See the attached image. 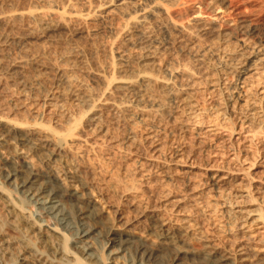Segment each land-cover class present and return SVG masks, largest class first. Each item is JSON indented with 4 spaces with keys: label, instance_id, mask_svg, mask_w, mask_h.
I'll use <instances>...</instances> for the list:
<instances>
[{
    "label": "rangeland",
    "instance_id": "1",
    "mask_svg": "<svg viewBox=\"0 0 264 264\" xmlns=\"http://www.w3.org/2000/svg\"><path fill=\"white\" fill-rule=\"evenodd\" d=\"M10 1L11 0H0V4L3 6L9 4ZM21 1H27L26 3L30 2L33 4V2L37 0H33V2L32 0ZM66 1L67 0L64 2ZM70 1H73L72 3L75 4V6L78 5L76 7L77 9L80 7L79 10H82L86 6H89L90 8H87L91 10L92 7L94 8L101 3L102 0ZM74 1L76 3H74ZM128 1H130L129 3L127 2L129 5H126V3V6H124L126 9L123 7L124 9L122 8V11L126 12V10L129 9L127 10V12H129L131 8L134 9L135 5L139 7L153 4V2L155 3V0H132L135 4L131 6V0ZM169 1L170 0H156V3H161L163 6L165 2H167L166 4L168 5L165 4L167 8L160 7L161 5L159 6L157 4V7H160V12L157 13L159 9L156 7V11H154L153 14L154 16L146 17L142 25H139L140 29H138L139 26L132 27L134 30L132 28V30L126 28L128 25L124 22L125 19L121 18L123 16L121 15L120 17L119 14H121V12L113 9L112 6L109 7L112 10L108 8L106 11H103V14H108L111 11L112 15L115 14L113 17L109 13L107 16L105 14L101 18V12L99 18V16H97L99 14L96 12L97 17L95 19H100L99 21L95 20L96 23L93 18V20L90 19L86 22L88 25L79 21H71L72 23L70 24L69 22L68 24L71 29L70 27H68L69 29H59L60 33L58 29L52 31L53 33L48 32L45 35L42 33L44 35L42 38L39 29L37 30L36 27L31 28V25L29 27L31 29L27 28L26 31H24L25 27L23 26H28L26 24L24 25V22L21 24V21H19V23H16L17 25L15 24L12 28L15 29V31L16 29L17 31H28V34L30 30H33L30 34L31 40L29 45H31V49L33 48L35 52H40L39 54H43V56L45 55L44 57L46 59L51 60L53 57H56L54 60H59L63 58L60 59L59 62L64 67H68L69 73L72 72L70 74L71 76L77 78L79 83L76 82L75 86L78 83V85L80 84L79 87H82V89H80V87L79 90L76 88L78 85L76 87L73 86L75 87L73 89L75 94L72 97L74 98L76 96V99L78 97L80 98L82 91L84 95L81 96V100L88 94L93 97L98 95V88L99 86L101 87V85H99V83L97 86L95 82L98 83L99 81H95L96 79L89 73L87 75L86 70L89 69L90 71V69L95 66L109 73L110 70L112 71L111 66L110 68L108 67L111 64L109 58L111 55L112 57L114 55L116 57L118 52H120L118 55L123 53L124 56L128 53L129 56L126 57L128 59L126 62L127 65H132L133 62V65L136 64V67H139L137 65L141 62H145L144 68L146 69L150 66V69L147 68L146 70L149 74L152 73L151 75L153 77L160 74V77L167 78L166 82L161 78L159 84L160 78L158 76L157 85L154 83L153 85L150 84L151 86H146L148 88L152 87V89L143 90L145 93L141 91L140 96L137 98H135L133 93L131 95L129 91L126 93L122 90L118 93L119 89L115 90L114 87H111L110 92L106 90L107 94L111 93L112 95H108V103L105 102L101 106L102 108L90 110L91 113L88 111L87 113L91 114V116L88 117L86 113V116L83 115L84 118L82 116L83 122L81 121L80 124L83 123V125H79V127L81 128L80 130L86 129V131H80L79 128L78 130L80 131L81 138L91 143L89 145L84 144L85 140L80 139L83 146L79 142L77 147H81V149L79 148V151L74 150L73 155L77 157L76 159H81V161L78 162L79 164L80 162H86L87 156L90 158L96 157L93 161L88 159L89 163H91L90 161L93 162L91 165L88 161V165H85V162L83 165L81 163L80 165L82 166H80V169L83 175L84 173H90V175L82 176L91 186L98 181L97 187L100 186V189L104 187L97 191V194L98 192L102 193V196L101 193L98 194L97 200L98 205L102 203L101 206L105 207L102 209L104 212L109 211L112 213V215L111 213H107L110 220L114 219V217L112 218L114 214L112 210L118 207L123 220H127L126 223L128 222L127 224L131 228L133 227L132 229L136 230L139 234H144L146 230H144V228H146L144 222H146V220L144 217L135 215L137 211L144 209L143 207H147V210L153 208V210L162 217L164 215L165 218L168 216L167 219L171 218V221L173 220L171 222L169 219L171 223H174V220L177 222H175L176 224H181L185 222L184 220H190L192 223L194 222L201 232H195L193 235L195 238L192 240L191 246L194 248H198V245L200 247L201 242L199 241L200 238L196 235H203L210 238L214 243L221 245L220 248L222 249L225 247V249L237 250L242 246L247 252L253 253L260 248H264V65H262L264 64V0H210V2L209 0H197V2L195 0V3L194 0H192L193 2L190 0L191 3L188 1V3L184 2L185 4L187 3V5H184L183 0ZM177 2H179L180 5ZM127 6L131 8H127ZM183 8L185 10H183ZM167 9L169 11H167ZM93 10L94 9H92V11ZM113 10L118 12V16L116 15L117 12L114 13ZM197 10H201V16L195 17L196 14L194 12ZM156 13L158 15H156ZM147 19H149V21ZM74 22L75 24H73ZM172 23L173 26L175 24L178 26L175 25L176 28H174ZM78 24L82 26L80 27ZM83 24L85 25L84 28ZM182 24L184 25L182 26ZM20 26L23 28L21 29ZM73 26H76V28ZM77 26H79L78 29ZM87 26H89V30L86 29V33L84 29L85 27L88 28ZM144 26L145 30L143 29V32L148 30L151 33L150 34L148 31H146L148 33L145 32L146 40H144V34L141 32ZM12 28L11 30H13ZM76 30H79L77 34L75 33ZM128 30L130 31L128 32ZM135 30L137 32L139 30V32L136 33ZM56 31L59 34L55 33ZM71 31L73 34H70ZM63 32L66 34H63ZM131 32L132 34L135 32L134 37L138 34V38H141L136 39L137 37H133L135 39V44L132 42L134 45L131 43V40L134 41V39L130 40V36H132ZM140 32L143 37H139ZM124 33H128V36ZM55 34H58V36ZM148 34L150 36L147 40ZM47 35L48 37H46ZM66 35H68V37H66ZM71 35H74V38L73 36L71 37ZM125 36L127 37L128 43L126 42ZM53 37L56 41H60V37L62 40L57 44ZM43 38H45V40ZM65 39L68 42H64ZM142 39L144 40L143 44ZM36 40L38 41L36 42ZM47 41L50 43L53 42V44L55 43L52 48V45ZM120 41H122V44L119 45ZM38 42L40 47L38 46L36 49ZM64 43L65 45L67 44L70 49H75L74 52L76 51L77 53H75V55L78 57H75L74 52L68 47L66 49ZM59 45H63L64 47L62 46V48ZM247 46L249 50L251 49L250 52ZM43 48H45V50ZM256 48H260L258 50V52L260 51L258 56L257 50L254 51ZM41 49H43L44 52L43 50L41 51ZM63 49L66 50L64 53L62 52ZM68 49L70 51H67ZM143 49L146 50L143 51ZM54 50H56L55 53L53 52ZM79 50L82 51L81 54ZM138 52H149V60L141 61V56H139V54H142ZM50 53L54 55L52 56ZM58 53L60 54L58 55ZM242 53L245 54V57ZM261 54L263 57L257 60L259 63L256 61V64H252L251 70H246L245 73L241 74L242 67L245 66V64L241 65L240 63H244L243 61L246 58L248 59V62L246 60L248 64L251 58H255L254 56L259 58ZM62 55L64 57L68 56L66 57L68 60ZM102 56H104V58ZM132 56H134V58ZM137 56H139L138 61L140 63L137 61ZM71 58H73V60H71ZM83 59L84 61L86 60L84 62L86 64H84V66H86L85 68L83 67ZM134 59L136 61H134ZM74 60H76L77 63L74 62ZM91 60L94 61V63L93 66L89 67L87 65L92 64ZM97 61L100 62V65ZM149 61H151L152 64L149 63ZM238 62L240 65H238ZM68 63H70V65ZM106 64L108 66H106ZM80 65H82L83 69ZM79 66L82 71L78 69L80 68ZM227 66L229 68H227ZM236 66L237 69H235ZM123 68H125V73L122 71L120 73H124L127 76V73L130 72L127 71L126 67ZM230 69L232 70L230 71ZM76 73L78 77L77 75L75 76ZM120 73H117V75L116 72H114L113 74L114 76H119ZM237 73L240 74L238 75ZM87 76H89V78H87ZM124 77L123 75L122 78ZM175 78L177 80H175ZM170 79L171 83H167ZM91 82L94 86L90 84ZM164 82L165 85H172L173 83H176V85H173L174 88H168L164 86ZM88 86H90V93L92 94L89 93V88H86ZM95 86H97V88H95ZM176 86L177 88H175ZM13 87L14 89H12ZM15 87L16 86L12 85L9 90L15 91ZM162 88L165 89V91ZM156 89H161L160 91L157 90V92H159L157 94L158 97L155 93L151 96L152 90ZM78 91H80L79 94ZM146 92H148V94H146ZM142 93L146 95V98L145 95L142 98ZM107 94L105 92L104 97H106ZM133 95L135 100L138 99L140 102L141 99L142 102L140 103L143 105L142 108H140L139 102L138 105L132 106L135 101L133 100ZM127 96L129 97L127 98ZM70 97L71 95H69V98L68 96L67 98L65 97V101L67 100L66 103H64L65 101L63 100L62 104H64L65 107L60 104L61 101L57 102L59 106L53 111L58 115L50 110L55 118H60L61 116L59 117V114L62 112L63 114L61 115L63 119L68 116L72 117L74 114L73 117H76V114L79 116L80 111L82 112V105L84 107L85 104L80 102L79 98L77 101L75 98L73 100V98ZM111 97L112 100H109ZM120 97L123 100H120ZM123 97L127 99L124 100ZM153 97H155V100L157 99L156 102L159 99V102H163V107L157 102L160 104L162 113H158V111L156 113L152 108L151 111H149V101L153 99ZM128 99L132 101V105ZM35 100L37 101V99ZM116 100L118 102L128 100L127 104L129 105H124V103L126 104V102H124V106L119 108L118 111L111 106V103ZM2 102L3 101H1L0 104L3 105L4 103ZM72 102L73 104L76 102L74 106L79 103L76 109L73 108ZM80 103H82V105H80ZM146 103H148V106ZM60 105L64 107L63 110H61L62 106L60 108ZM69 105H71V110L69 109ZM106 105L109 107L107 108ZM66 106H68V109ZM147 107L149 108L147 109ZM58 108L62 111H60L61 113L58 112ZM122 108L123 110H127L123 112ZM130 108L131 110L128 111ZM135 108H137V111L140 108L141 113H139V110L138 112L136 111L138 113L136 114ZM78 109H80L79 112ZM73 110L74 113L72 112ZM65 111L68 113L66 112V114ZM93 113L95 114L93 115ZM51 114L49 115L48 113L49 119L52 117ZM97 114H99L100 117ZM96 116L99 118L97 119ZM85 117H87L86 122H84ZM92 117H95V120H90L92 123L91 126L88 118L90 119ZM50 120L52 121L53 119L51 118ZM87 122H89V125ZM95 124L97 126H94ZM98 125L101 129H99L100 127ZM97 128L100 131H97ZM93 131L94 134L92 133ZM82 134H84L83 136L87 135V137L90 135V137L87 139V137H83ZM96 135L97 137H94ZM91 136L92 139L90 140ZM93 137L95 138L94 141ZM92 141L95 144H93ZM98 142L100 143L99 146L104 150L102 148L100 149L96 144ZM99 155L102 157L100 158ZM82 159L85 160L83 161ZM98 169H101L100 175L98 174L96 178L97 181H94L97 176L96 170ZM102 174L105 175V180L100 182L103 177ZM91 175H94V177ZM90 178H92V181ZM215 181H217V184ZM101 183H103L102 186ZM97 187L96 185L93 186L95 190H97ZM123 190L124 192L126 190L125 194ZM122 193L124 195L120 196ZM125 197L129 199L127 202L125 201ZM130 201L132 205H129L131 204ZM136 231L135 233L137 234ZM196 238L199 240H196Z\"/></svg>",
    "mask_w": 264,
    "mask_h": 264
},
{
    "label": "bare ground",
    "instance_id": "2",
    "mask_svg": "<svg viewBox=\"0 0 264 264\" xmlns=\"http://www.w3.org/2000/svg\"><path fill=\"white\" fill-rule=\"evenodd\" d=\"M20 1L11 0L9 4L3 5V6L2 4H0V102L3 101L2 103H4L3 104L4 106L0 104V107L1 106L5 107V108L3 107L0 108V264H264V248H260L259 250L253 253L247 252L242 246H240L237 250L235 249L229 250L228 248L225 249V247L222 249L220 248L221 245H218V243H214L212 240H210V238L205 237L203 235H199V236L196 235L198 238H200V240L198 238H196V240L198 239L201 242H200V247L198 245L197 246L198 248H194L193 246H191L192 240H194L195 238V236L193 237V235L195 234V232L196 233L200 232V229L197 228L198 226L194 222L192 223L190 220H184L185 222H182L181 224H176L177 222L174 220V223H171L173 221V220L171 221V218H169L171 221L170 222L169 219H167L168 216L167 218H165L164 215L162 214L163 215L162 217L151 207H150L151 210H147V207H143L144 209H140L139 211H137L135 207V210L137 211L135 216L144 217V219L147 222V223L144 222L147 225L146 226L144 224L146 227V228L143 227L144 230L146 229L144 234L142 232H141L142 234H139L136 230L132 229L133 227L131 228L127 224L128 222L126 223L127 220H123L122 216L120 215L121 213L118 207L112 210L114 213L112 218L114 217V219L110 220L107 216V213H111V212L109 211L104 212L102 209H104L105 207L101 206L102 203H99L98 205V200H97L98 194L101 193V192H98L97 194V191L104 188V187H101L100 189V186L97 187L98 181L96 180V178L98 177V174L100 175L101 169H98L99 171L96 170L97 176L95 177L94 181L96 180L97 182L94 185H96L97 190H95L93 188L94 185L92 184V182L91 184L93 186H91L83 178L84 175L87 176V175H90V173L89 174L84 173L83 175L80 169V166L83 165L86 157L84 160L82 159L84 162H80V164L82 163V165H80L78 162L81 161V159L78 160L76 159L77 157L73 155L74 150L79 151L81 149V147H79L80 149L77 147V144L79 142L81 144L80 139H84V138H81V134H80V131H83L84 129L80 130L81 128L79 127V125H83V123L82 124L80 123L81 121L83 122V118L84 116H86L85 113L89 117L91 116V114H88L87 113L88 111L89 113H91L90 110L102 108L101 106L105 102L108 103L107 97L108 95H111V93L107 94V91L109 90L110 92L111 87H114L115 90L119 89V91L117 90L118 93L122 90H124V92L126 93H128L127 91H129L131 95L133 93L135 95V98H137L140 96L141 91L152 89V87L148 88L146 86H151L150 84L153 85L154 83H156L158 81L157 78L160 74L158 72L159 75H157L156 77H153L151 75L152 73L149 74V72L146 70L147 68L150 69L149 68L150 66L145 69L144 68L145 62L140 63L138 61L139 56H141V59H140L141 61L149 60V57H150L149 52L148 53L138 52L142 54V55L139 54V56H137V61L140 63V64L138 63L139 65L137 66L139 67H136L135 63H134L135 65H133V62H132V65L126 64L128 60L126 57L129 56L128 53H126V55L124 56L123 53L118 55V53H120L118 52L116 57L115 55L113 56L115 57L114 59H112L113 57L111 55V57L109 58V60L111 61L109 62L111 64L109 63L110 64L109 66L106 64V66H108L109 68L111 66L112 71L110 70L109 73L108 71L106 73L104 72V70L100 69L99 67H95V66H94L95 68L93 67L94 69L92 68L90 69V71L89 69L86 70L87 75L89 73L91 76H93L96 79L95 81L97 80L99 81L98 83L95 82V84L98 86V84L100 83L99 85H101V87L99 86L100 90L98 88V91H99L98 95L96 97H93L88 94L85 96L86 99L83 98L81 100V96L84 95L82 91L80 98L78 97L80 102L85 104L84 106L85 108H84L82 103H80V105H82V112L80 111L81 108L78 109V112L80 111L81 115L79 114L78 116V114H76L77 116L73 117L75 115L74 114L72 117L68 116V117H64L63 119V116L61 115L63 114V112L61 110H63L65 106L64 104H62V102L63 100L65 101V97L67 98L68 96L69 98V95H71V97L74 96L75 93L73 89L78 85L79 82L77 81L76 77L70 75L72 72L69 73V69H67L68 67L67 66L64 67L59 62L60 59H63V58H60L59 60L58 59L54 60V58L56 57H53V59L51 60L46 59L44 57L45 55L43 56V54L42 55L39 54L40 52L37 53L33 50V48L31 49V45H29V43L31 40L30 34L33 30L32 31L30 30L29 34H28V31L24 32L31 25L32 26L31 28L36 27L37 30L39 29V32H41V38L48 32H52L56 29H58L60 33V30L62 28L67 29L68 27H70L68 26V24L69 22L71 24L72 23L71 21H75V22L79 21V22L85 23L86 25L87 24L86 22L93 18L95 22L96 20L95 18L97 16H99L100 18L101 12H102V16H101L102 18L106 14V13L103 14V11H106L111 6L113 9L117 10L118 12L119 11L121 12V14H119L120 17L122 15L123 17L121 18H124L125 19L124 22H126V25L129 26V27L127 26L126 28L131 29L132 27L134 28L135 26H139V25L141 26L142 22H144L143 20L146 17H149V16L151 17L154 14V11H156L155 8L158 5L159 6L161 5L160 7H166L165 4L167 2H165L164 6L160 2H159L160 4H158V2L156 3V0H155V3L153 2L154 1L153 0L152 1L153 4H150V5L149 4L145 6L138 5L139 7H136L135 5L134 9L127 6V8H131V11L127 12V10H129L127 9L125 12V11H122V8L126 5H129L128 3L130 1L128 0H112V1L105 0V2L104 0H102L101 3L99 4L97 3L98 5H96L94 8L92 7L93 6L92 5L91 10L88 9L90 8L89 6H86L84 8L82 7L83 9L79 10L80 7L77 9L76 6L78 5L75 6V4L72 3L73 1H70V0H67L66 2H64L65 0H63V2L62 0H37L36 2L34 1L35 3L32 0L33 4L30 2L26 3L27 1L26 2L25 1L20 2ZM187 1L190 2V0H183V3ZM169 2H171V0ZM191 2L193 1L191 0ZM74 3L76 2L74 1ZM177 3L179 4V2ZM187 3L186 4L184 3V5H187ZM194 3H195V0H194ZM134 4L135 3L132 2L131 6L132 5L134 6ZM160 7H157V9H159ZM124 8L126 9V7ZM92 9L94 10L92 11ZM132 9H133V12H132ZM183 10L185 9L183 8ZM117 11L113 10L114 13H116ZM167 11L169 10L167 9ZM96 12L99 15L96 16ZM118 12L116 13V15L118 14ZM158 12H160V9L159 11H157V13ZM109 13L112 15L111 11ZM157 13L156 15H158ZM194 13L196 14L195 17L199 16L201 14V10H197ZM108 14H106V16ZM114 15H112V17ZM149 19L147 20L149 21ZM99 20L100 19L96 21H99ZM19 21H21V24L22 22H24V25L25 24L28 25V26H23L25 27V30L24 31L22 30L23 32L17 31V29L15 31V29L12 28L14 27L16 23L18 24ZM75 22L73 24H75ZM184 24H182V26ZM85 25L83 24V28ZM175 25L173 26V23H172V26L174 28H176ZM79 26L81 27L82 25H79ZM79 26H77V29L79 28ZM140 26L138 29H140ZM23 27L20 26L21 29ZM87 27L88 28L85 27L84 31L86 29L89 30V26ZM11 28L14 31L11 30ZM74 28H76V26ZM143 29L145 30V26L144 28L142 27V31L141 30L140 31L143 32ZM136 30L135 32L138 33L139 30L138 32ZM77 31L79 30H76L75 32L76 34H77ZM129 31L130 30H128V32ZM65 32H63V34H66ZM145 32H143L144 37L142 33L141 35L139 33V37H143L144 40H146ZM55 33H58V32L56 31ZM134 33L132 34V36H130L131 37L130 40L136 37H137L136 39H141V38H138V34L136 37H134ZM58 34H55V35L58 36ZM70 34H73L72 31ZM72 36L74 38V35H71V37ZM126 36H128V33L126 34ZM149 36L150 35L148 34L147 40ZM46 37H48V35ZM66 37H68V35H66ZM51 38H52V34H51ZM43 39L45 40V38ZM59 39L60 41L62 40L61 37ZM38 40H36V42ZM144 40L142 41V44ZM48 41H49V38H48ZM60 41L55 40L57 44H59L58 42ZM64 42H68V41H66L65 39ZM124 42H125V39H124ZM126 42H127V37H126ZM132 42L134 43L135 39L134 41L131 40V43ZM50 44L52 45L51 46L52 48L55 43L53 44V42H51ZM120 44H122V41H120L119 45ZM36 46H37L36 47L37 49L39 46V42ZM62 46L63 45H61L60 47ZM65 46H66L65 48L67 49L68 47L67 44ZM146 47H147V44H146ZM68 48L70 49V47ZM43 49L45 50V48ZM43 49H41V51ZM69 49L67 51L72 50V49L70 50ZM247 49L249 50L248 46H247ZM259 49L256 48L254 49V51L257 50L258 52ZM74 50L72 51L74 52ZM145 50L146 49H143V51ZM65 51H66L65 49L62 50L63 53ZM53 52L55 53L56 50H54ZM81 52L82 51L79 50L80 54ZM259 52L257 53V56ZM75 53L76 51L74 52V55ZM50 54L49 56L51 58ZM59 54L60 53H58V55ZM53 55L54 54H52V56ZM242 55L244 56L245 54L242 53ZM257 56H254L255 58H251V61H249L248 64H247L248 59L246 58L243 61L244 63H240L241 65L245 64V66L243 67L241 66L243 68L242 71L238 67L241 71V74L245 73L246 70H249L250 68L252 69L253 63L255 64L257 62L259 63V61L257 60H259L260 58L262 59L263 56L262 54H261V57L259 56V58ZM66 57L68 56H65L64 58L66 59ZM75 57H78V56L75 55ZM102 57L104 58V56ZM132 57L134 58V56ZM129 59L131 60L130 57ZM71 60H73V58H71ZM71 60L69 61L72 62ZM85 61L83 59L84 68L86 67L84 66ZM134 61L136 60L134 59ZM74 62H76V60H74ZM91 62L92 64L91 65L88 64L87 66L89 67L93 66L94 61L91 60ZM239 62H238V65H240ZM97 63H99L100 65L99 61H97ZM149 63H151V61H149ZM149 63L147 62L148 65ZM68 64L70 65V63ZM80 66L82 67V65ZM106 66H105V69H106ZM81 67L78 68L80 71H82L83 69V67L82 69ZM123 67H126L127 71L130 72V73L126 72L127 76L124 74L125 68ZM227 68L229 67L227 66ZM235 69H237V66L235 67ZM231 70L232 69H230V71ZM121 71L124 73L121 74L120 73ZM114 72H116V74L120 73V75L114 76L113 74ZM77 73L75 74V76L77 75L78 77L79 73L78 74ZM123 75L125 76L124 78H122ZM89 76H87V78H89ZM159 78H160L159 79V84H160L161 78L163 77L159 76ZM79 79H80V75H79ZM163 80H165L166 82L167 78L166 79L163 78ZM175 80L177 79L175 78ZM76 82L78 83L75 86ZM92 82L90 84L94 86ZM165 82H164V86H167L168 88H171L173 87V85H176V83L175 84L173 83L172 85H169V84L165 85ZM167 83H171V79ZM12 85L16 86L15 91L9 90V88ZM79 85L76 88L79 89L81 87V86L79 87ZM90 86L86 87L87 89L89 88L88 89L89 93L91 92ZM97 86H95V88H97ZM95 88L93 87L94 90ZM175 88H177V86ZM12 89H14V87ZM80 89H82V87ZM157 90L158 89L152 90L151 96L153 95V93L157 95L159 93L157 92ZM163 90L165 91V89ZM145 91L143 92L145 93ZM79 92L80 91H78V94ZM105 92L107 94L106 97H104ZM148 92H146V94H148ZM134 95H133V98H134ZM141 95L143 98L145 94L142 93ZM94 96H95V93H94ZM128 97L129 96H127V98ZM74 98L76 99V96ZM127 98H124V100ZM135 98L133 100H135ZM145 98H146V95H145ZM147 98H148V95H147ZM154 98L155 97H153V99L149 101L150 102L149 111H151V108H152L153 110L156 111V113L157 111L158 113L160 112L162 113L161 107H163L162 106L163 102L162 103L159 102L160 99L158 98L159 100L157 102L161 104V107H160V104L156 102L157 99L155 100ZM35 99L39 101L37 102ZM110 99L112 100V97L109 98V100ZM117 100L113 102L110 101L112 102L111 106L117 110L124 105L126 106L129 105L127 104L128 103L127 101L129 99L127 101H122V102L121 101L118 102L119 100L118 101ZM120 100H123V99L120 97ZM58 101H61L60 104L64 106L63 107L62 105H60V108L62 106L61 110L60 108H58L59 109L58 112L60 111L62 112V113L60 112L61 114H59V117L61 116L62 118L61 117L55 118L50 112V110L53 111L56 107L59 106V104H57ZM66 101L64 103H66ZM124 102H126V104ZM130 102H131L130 104L132 105V101ZM138 102H139L138 99L135 100L132 106L138 105ZM140 102H142L141 99H140ZM148 103H146L147 106H148ZM75 104L76 102L73 104V106ZM78 104L79 103H77V105ZM107 105L106 107L108 108L109 106ZM139 105H140V108L143 107L141 103ZM76 106H74L73 108L76 109ZM149 107H147V109ZM66 108L68 109V106H66ZM70 108H71V105H69V109ZM140 108H139L140 110L139 113H141ZM74 110L72 111L73 113H74ZM124 110H127V109H124ZM124 110L122 108L123 112ZM130 110L131 108L128 109V111ZM134 110L136 112L137 108H135ZM100 111H99V114H100ZM66 112L67 111H65V113ZM137 112L136 114H138ZM48 113L49 115L50 114L52 115L51 117L53 119L52 121L50 120L51 118L50 119L48 118ZM53 113L55 112L53 111ZM94 114L95 113H93V115ZM99 114L97 115L99 116ZM99 117H97V119ZM86 118L87 117H85L84 122L87 121ZM91 119L95 120V117L94 118L92 117L90 119L88 118V121L90 122ZM89 122H87L88 125H89ZM90 125L92 126L91 122H90ZM94 126H97V125L95 124ZM78 128L80 131L78 130ZM99 129H101V127ZM84 131H86V129ZM97 131H100V130H98L97 128ZM92 133L94 134V131ZM83 135L84 134H82V136ZM83 137H87V135ZM88 137H90V135ZM94 137H97V135ZM94 137H93V141L95 139ZM91 139H92V136L90 140ZM93 141L92 143L95 144ZM85 142H87V140L84 141V144H88V145L91 143V142L90 143L88 142L85 143ZM96 144L99 146L100 143L98 142ZM101 148L102 147H100V149ZM94 152H95V149H94ZM88 157L89 156H87L88 163L90 159L93 161V159L96 158V157L95 158L93 157L88 158ZM87 161L85 162L86 163L85 165H88ZM92 161H90L91 162L89 163L90 165L93 163ZM92 174H95V173H92ZM102 175L103 177L105 176L104 174ZM91 176L94 177V175H91ZM102 178L100 182H102V180L103 181L105 180V177L103 179ZM108 178H111V177H108ZM90 179L92 181V178ZM215 182L217 184V181ZM103 183H101V186L103 185ZM126 190L125 192L123 190L124 194L126 193ZM124 194L122 193V195L120 196H123ZM101 196H102V193H101ZM126 197H125V201L127 202V200L129 199L128 198L126 199ZM101 200H102V197H101ZM129 205H132V202ZM135 231L137 232V234L135 233Z\"/></svg>",
    "mask_w": 264,
    "mask_h": 264
}]
</instances>
